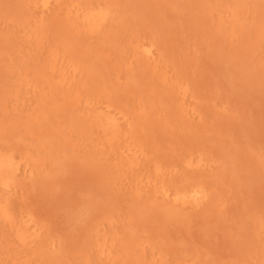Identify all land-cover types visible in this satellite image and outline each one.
<instances>
[{
  "label": "rangeland",
  "instance_id": "374dc122",
  "mask_svg": "<svg viewBox=\"0 0 264 264\" xmlns=\"http://www.w3.org/2000/svg\"><path fill=\"white\" fill-rule=\"evenodd\" d=\"M0 157V264H264V0H0Z\"/></svg>",
  "mask_w": 264,
  "mask_h": 264
},
{
  "label": "bare ground",
  "instance_id": "6f19581e",
  "mask_svg": "<svg viewBox=\"0 0 264 264\" xmlns=\"http://www.w3.org/2000/svg\"><path fill=\"white\" fill-rule=\"evenodd\" d=\"M96 14H97V13H96ZM106 14H107V13H106ZM101 15H102V14H101ZM90 16H92V14H91ZM102 16H103V15H102ZM93 20H94V19H93ZM93 20H91V17H90V21H91V23H93ZM90 21H89V22H90ZM94 23H95V21H94ZM94 23H93V25H96V23H95V24H94ZM145 51H146V50H145ZM149 52H150V51H149ZM113 118H114V117H113ZM113 118H112V119H113ZM114 120H115V119H114ZM107 122H108V121H107ZM107 122H106V123H107ZM108 123H109V122H108ZM114 123H115V122H114ZM114 123H113V125H114ZM10 159H11V158H5V159H2V158L0 157V160H1V161H0V167L5 168V169H6V168L9 169V167H10V165H11V160H10ZM12 161H13V160H12ZM12 163H13V162H12ZM13 164H14V163H13ZM10 168H11V167H10ZM0 170H1V169H0ZM9 171H10V170H9ZM5 173H7V172H5ZM1 175H3V174L1 173ZM5 177H6V176H5ZM4 180H5V179H4ZM189 187H190V186H189ZM193 188H194V187H193ZM184 189H185V188H184ZM191 189H192V188H191ZM197 189H198V188H197ZM188 190H190V189L188 188ZM188 190H186L185 192H188ZM193 190H194V189H193ZM198 190H199V189H198ZM198 190H197V191H198ZM197 191L194 192V193H197ZM181 192H182V191H181ZM201 193H202V192H201ZM176 194H177V193H176ZM176 194H175V195H176ZM181 194H182V193H181ZM183 194H184V192H183ZM183 194H182L181 196H183V198H185L186 196H184ZM186 194H187V193H186ZM177 195H178V194H177ZM177 195H176V196H177ZM190 196H191V195H190ZM192 196H193V195H192ZM196 196H197V195H196ZM197 197H198V196H197ZM197 197H196V198H197ZM189 199H191V198H189Z\"/></svg>",
  "mask_w": 264,
  "mask_h": 264
}]
</instances>
